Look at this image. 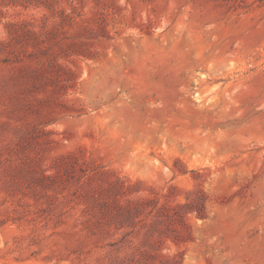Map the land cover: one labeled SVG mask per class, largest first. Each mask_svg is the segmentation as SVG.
<instances>
[{"label":"rangeland","instance_id":"1","mask_svg":"<svg viewBox=\"0 0 264 264\" xmlns=\"http://www.w3.org/2000/svg\"><path fill=\"white\" fill-rule=\"evenodd\" d=\"M0 264H264V0H0Z\"/></svg>","mask_w":264,"mask_h":264}]
</instances>
